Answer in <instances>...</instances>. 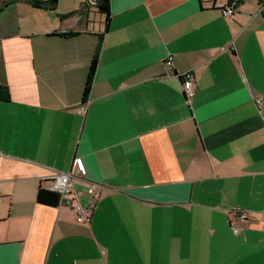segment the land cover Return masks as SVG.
Instances as JSON below:
<instances>
[{"label": "crops", "instance_id": "crops-1", "mask_svg": "<svg viewBox=\"0 0 264 264\" xmlns=\"http://www.w3.org/2000/svg\"><path fill=\"white\" fill-rule=\"evenodd\" d=\"M6 1L0 264H264V0ZM60 173L88 222L38 203Z\"/></svg>", "mask_w": 264, "mask_h": 264}, {"label": "built area", "instance_id": "built-area-1", "mask_svg": "<svg viewBox=\"0 0 264 264\" xmlns=\"http://www.w3.org/2000/svg\"><path fill=\"white\" fill-rule=\"evenodd\" d=\"M219 8L221 9L225 17H232L236 13L237 3L229 2L227 5L219 6ZM171 60L172 58H169L167 61L169 66L171 65ZM179 77L183 80V90L185 96L188 99H192L196 95V91L191 73H182L179 75ZM257 105L259 107H263L264 102L258 100ZM72 176V173H60L56 175L49 181L51 185L50 188L51 192L57 193L60 196L59 205L68 207L73 210L76 213L77 223L83 224L88 222V214L90 210L89 208L84 207V205L80 201L79 196L72 190ZM89 193L91 194L93 193V191H90ZM2 200L3 198L0 194V203L2 202ZM240 218L246 219V216L242 215ZM235 232L237 233V230H235Z\"/></svg>", "mask_w": 264, "mask_h": 264}, {"label": "trees", "instance_id": "trees-1", "mask_svg": "<svg viewBox=\"0 0 264 264\" xmlns=\"http://www.w3.org/2000/svg\"><path fill=\"white\" fill-rule=\"evenodd\" d=\"M24 1L30 4L33 8H38V9L47 8L50 11L56 10V7L58 5V0H24ZM10 2L9 1L2 2L0 6V13L5 9V7L9 5ZM95 5H96V8L99 10V12L105 15L106 30H107V27L110 22V15H111L110 0H97ZM104 35L105 33H103V35L100 36L97 49L95 51L94 57L90 65V70L88 73V77L86 80V86H85L84 94H83V104L87 103V100H88V97H89V94L92 88V84L94 82V76H95L96 69L98 66V60H99V55H100ZM59 36L66 38V39H71V38L78 36V34L77 33H64V34H60ZM10 99L11 97H10L9 88L6 86L0 85V100L9 102ZM37 201L38 203L42 205L56 207L59 204L60 196L57 193H53L51 191L41 189L38 192Z\"/></svg>", "mask_w": 264, "mask_h": 264}, {"label": "rangeland", "instance_id": "rangeland-1", "mask_svg": "<svg viewBox=\"0 0 264 264\" xmlns=\"http://www.w3.org/2000/svg\"><path fill=\"white\" fill-rule=\"evenodd\" d=\"M2 1V0H1Z\"/></svg>", "mask_w": 264, "mask_h": 264}]
</instances>
